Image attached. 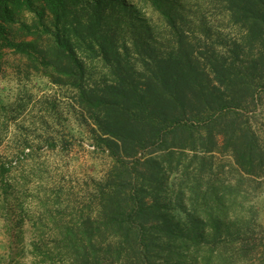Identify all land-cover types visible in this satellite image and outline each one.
I'll use <instances>...</instances> for the list:
<instances>
[{
  "label": "trees",
  "instance_id": "1",
  "mask_svg": "<svg viewBox=\"0 0 264 264\" xmlns=\"http://www.w3.org/2000/svg\"><path fill=\"white\" fill-rule=\"evenodd\" d=\"M33 1L42 6V29L21 23L31 38L15 41V16ZM82 1L0 0V67L9 48L69 87L114 158L97 218L58 233L70 264H264V232L251 240L256 212L245 204L256 186L243 187L264 176V140L253 124L264 99V0H206L240 32L231 53L248 58L239 66L191 38L176 0H140L170 29L165 54L149 35L124 38L117 14L130 9L125 0ZM88 60L103 64L108 78L91 81ZM185 150L195 174L190 160L175 159ZM220 151L237 165L236 182L203 183V167ZM174 172L177 183L169 181ZM32 251L30 264H56L41 243Z\"/></svg>",
  "mask_w": 264,
  "mask_h": 264
},
{
  "label": "rangeland",
  "instance_id": "2",
  "mask_svg": "<svg viewBox=\"0 0 264 264\" xmlns=\"http://www.w3.org/2000/svg\"><path fill=\"white\" fill-rule=\"evenodd\" d=\"M176 2L186 22L182 24L184 29L191 38L201 40L202 48L228 60L237 58L238 66L248 58L244 53L238 57L231 53L240 32L219 5H207L206 0ZM125 4L130 9L117 14L124 38L129 41L131 37L149 35L148 42H153L160 54L169 52L173 47L170 29L157 11L140 0H125ZM30 8L15 16L11 33L15 41L31 38L18 30L21 23H35L42 29L38 22L41 4L33 1ZM50 19L47 12L43 13V24ZM47 38L42 36L39 44L46 43ZM34 66L20 54L4 49L0 67V166L7 171L0 174V264H30L33 243L42 244L51 262L70 264L66 243L58 233L65 227L80 226L87 217L97 218L101 209L99 191L105 186L114 158L100 141L88 114L71 97L72 90L53 83L40 67ZM85 67L91 81L108 78L107 68L98 60L85 61ZM255 110L254 128L264 140V99ZM191 156L192 152L185 150L175 159L181 158L184 165L190 160L189 172L194 173L198 165ZM210 160L204 163L203 183L208 179L236 182L239 172L228 151L213 153ZM178 175L172 173L169 181L177 183ZM254 180H246L243 185L256 186L247 188L245 195L246 206L256 212L251 223L256 233L251 240L264 232V176Z\"/></svg>",
  "mask_w": 264,
  "mask_h": 264
}]
</instances>
